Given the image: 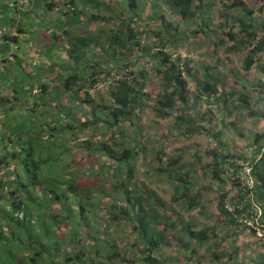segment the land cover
I'll use <instances>...</instances> for the list:
<instances>
[{"label": "trees", "instance_id": "16d2710c", "mask_svg": "<svg viewBox=\"0 0 264 264\" xmlns=\"http://www.w3.org/2000/svg\"><path fill=\"white\" fill-rule=\"evenodd\" d=\"M218 1L148 0L144 18L143 0H115L114 8L104 0H0V264H167L175 257L164 260L165 248L188 251L190 259L212 240L220 248L226 228L257 233L250 222L264 202V131L255 133L254 153L238 154L215 131L209 106L233 101L264 119L253 100L264 101V81L227 91L216 65L203 60L196 68L172 53L168 45L187 30L160 11L165 4L198 27L191 34H212L217 46L247 49L249 71L264 54V23L242 0L224 3L240 14L212 15ZM94 24L104 25L95 32ZM149 32L154 47L143 44ZM147 58L156 62L154 73L138 61ZM147 106L157 125L171 119L179 131L147 130ZM199 134L217 140L205 168L219 184L220 220L207 227L174 206L190 211L200 203L189 194L193 164L181 155L165 160L155 145ZM139 159L146 163L140 175ZM242 161L253 164L252 189L241 178ZM166 181L170 201L158 193ZM212 254L213 261L225 257Z\"/></svg>", "mask_w": 264, "mask_h": 264}, {"label": "rangeland", "instance_id": "374dc122", "mask_svg": "<svg viewBox=\"0 0 264 264\" xmlns=\"http://www.w3.org/2000/svg\"><path fill=\"white\" fill-rule=\"evenodd\" d=\"M104 1L107 3V7L114 8L117 5L115 0ZM234 1L235 0H224L223 2L218 1L213 3L211 8L212 15L218 16L220 11H225L229 15L240 14L241 10L239 8L236 7L227 11L224 6V3L226 5H231ZM242 1H244L248 7H252L255 10V16L262 19V22L264 23V1ZM147 2L148 0H143L140 8H138L139 11H143L142 17L144 18H146L150 12ZM10 11L11 10L8 12ZM160 11L161 14L166 17L167 21L173 22L175 26L179 25L187 30V35L184 38H179L173 44L168 45V47L172 48V53L175 54V56L180 55L182 58H190L196 68L203 60L216 65L218 70L226 78L227 91L231 88L241 89L243 85L253 89V84L258 83L259 81H264V71L259 68L260 66H264V54H262L260 61H258L249 71H246L243 68V61L247 55V49L241 48L238 52H234L228 50V45L221 47L217 46L215 45L216 41L212 34H191V31H196L198 27L195 25H185V21L181 19L179 14L171 13L165 4L162 5ZM104 13L108 16L112 15L109 11H104L103 14ZM156 23V19L150 22L151 25H156ZM146 24V22H143V26ZM102 25L104 24H94L90 29L97 32V28ZM87 30H89V28H87ZM87 30L85 28V31ZM100 38L103 39L104 35H101ZM153 38L152 32H149L148 36L144 38L143 44L147 43L154 47L155 44ZM138 61L140 64L143 63L149 71L154 73L156 69V62L154 60L147 58L146 60L144 59V61L142 59H139ZM235 73L237 74V77L234 75ZM154 77L155 76H153V78ZM153 82L154 80H152V83ZM188 82L190 89L192 91H197L196 78L189 76ZM156 84H158V82H155L154 85ZM258 98L259 95L254 94L253 100L256 103L255 110L261 112L264 108V101H259ZM151 103L152 102H149V105H151ZM230 103L231 104H227L225 108H223V104L215 102L209 106L211 107L212 124L215 127V131L222 132L221 140L224 145L228 146V149L233 150L238 154L246 153L251 155L254 153L252 140L255 137V133L264 131V119L259 116H250L245 108H233V101ZM199 107H202V109L205 110L207 107L206 102L202 101ZM142 114L143 119H141V121L143 120V123L146 124V129H151L154 134L159 135L160 132H162L164 135H172L179 131L176 127H170L172 124L175 125V122L171 119L161 121V124L157 125L154 121V119H156L155 114L148 106L143 109ZM200 123L205 126L207 125L206 121ZM230 125H233L234 127H231ZM241 133H243V135ZM216 142L217 140H215L213 136L199 134L191 138H173L164 143L157 141V144H155L158 149L161 148L163 153H165V160L170 156L177 157L181 155V163L193 164L194 167L189 166V168L193 171V181H195V184L189 194L190 197H193L194 200L200 203L190 211L181 204L175 203L174 206L175 209L180 212L182 217H191L198 222L201 227L204 225L205 227H207V225H214L220 220L218 210L219 195L217 189L219 184L212 178L209 170L205 168V165L208 162L213 161V155L209 153V150L217 146ZM80 158L83 159L82 162H85L87 155L84 153ZM145 166L146 163L144 164L142 159L137 161V171L139 172V175ZM149 185L152 188L157 187L156 184L149 183ZM168 189H170L169 183L167 181L162 182V186L158 189V193L165 200L170 201V192H165ZM228 189H230L229 185ZM263 205L264 202L261 206L263 207ZM225 233L227 234V237L220 248L215 247L212 240L200 246L199 250L192 254L190 259H187L186 256L188 255V251H179L175 246H171L164 249L165 255L163 259L167 261L168 257H175L171 263L166 262L167 264H178L177 262L180 261V259L184 264H260L261 261L264 260V239L259 233H254L243 227H240V229L237 230L226 228ZM225 233H223V235ZM212 250L214 252L218 251L219 253H225V257L220 261H213Z\"/></svg>", "mask_w": 264, "mask_h": 264}, {"label": "built area", "instance_id": "2783aa9c", "mask_svg": "<svg viewBox=\"0 0 264 264\" xmlns=\"http://www.w3.org/2000/svg\"><path fill=\"white\" fill-rule=\"evenodd\" d=\"M241 178L251 189L255 187L256 179L253 174V164L251 162H241ZM255 206L257 207V217H255V221H251L250 224L257 229V233L264 239V222L261 221L262 208L258 204Z\"/></svg>", "mask_w": 264, "mask_h": 264}]
</instances>
